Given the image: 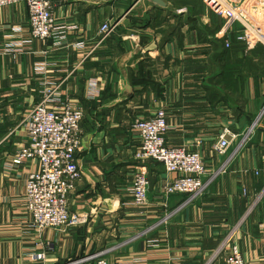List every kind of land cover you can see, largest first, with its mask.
<instances>
[{
	"label": "crops",
	"instance_id": "0c3cea01",
	"mask_svg": "<svg viewBox=\"0 0 264 264\" xmlns=\"http://www.w3.org/2000/svg\"><path fill=\"white\" fill-rule=\"evenodd\" d=\"M53 14L64 39L38 41L24 3L0 9V264H69L100 252L116 264H226L234 246L246 264H264V46L244 52L239 25L203 0H62ZM104 23L114 29L99 43ZM44 83H61V99L83 109L81 179L68 211L86 221L38 233L23 207L38 162L12 159L28 145L24 119ZM160 109L165 145L197 151L207 173L227 167L183 207L184 195L162 197L175 175L133 158L132 124ZM224 131L233 138L218 156ZM137 171L149 181L141 210L131 204Z\"/></svg>",
	"mask_w": 264,
	"mask_h": 264
},
{
	"label": "built area",
	"instance_id": "2783aa9c",
	"mask_svg": "<svg viewBox=\"0 0 264 264\" xmlns=\"http://www.w3.org/2000/svg\"><path fill=\"white\" fill-rule=\"evenodd\" d=\"M59 1L62 0H0V9L24 3L28 10L32 40L46 41L56 37L64 39L63 34L58 37L61 28L56 27L53 14L54 4ZM203 4L225 23L239 25L234 40L243 46L244 52L259 44L264 46V0H203ZM113 29L107 23L102 24L99 29V43L105 41ZM77 47L81 48L80 45ZM224 47L230 48V41L224 40ZM60 86L61 83L43 84L41 100L24 119L28 145L19 149L12 159L14 165L31 159L38 162V170L30 173L26 179L23 197V207L31 217L32 228L38 233L46 229H70L86 221L85 216L68 211L70 194L81 179L75 154L80 148L83 109L69 99H61ZM254 126L255 122L246 133L250 134ZM131 129L138 134L140 141L139 149L133 155L134 160L157 162L167 173L175 175L163 187L162 197L167 199L174 194L186 196L181 207L203 196L208 186L227 171L224 163L217 170L207 173L197 151L189 152L185 147L165 145L164 135L168 125L165 112L161 109L148 120H136ZM232 138L230 132L224 131L212 146L213 153L218 156L225 155ZM245 139L246 136L240 145ZM205 175L206 179H202ZM148 187L146 174L137 171L130 188L131 204L136 209L146 207ZM168 218L166 215L162 222L165 223ZM104 254L105 252H100L81 262L69 264L92 261L96 264H116L102 258ZM37 258L42 259V256ZM225 262L246 264L235 246L231 248Z\"/></svg>",
	"mask_w": 264,
	"mask_h": 264
}]
</instances>
